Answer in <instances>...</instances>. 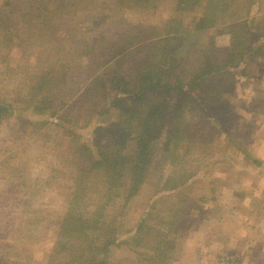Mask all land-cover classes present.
I'll return each mask as SVG.
<instances>
[{
    "label": "rangeland",
    "instance_id": "rangeland-1",
    "mask_svg": "<svg viewBox=\"0 0 264 264\" xmlns=\"http://www.w3.org/2000/svg\"><path fill=\"white\" fill-rule=\"evenodd\" d=\"M226 1L231 0H201L199 9L208 6L206 14L213 16ZM251 1V14L262 22L264 0ZM2 3L0 0V16L6 13L8 19L0 27V264H47L66 213L83 210L89 202L80 192L82 197L75 206L69 205L73 179L78 177L76 163L83 155L77 138L82 136L79 138L91 144L96 141L91 127L85 125V113L92 102L89 96L93 97L91 80L101 74L108 77L107 55L122 44H127L124 54L130 62L124 61L126 71L134 70L137 59L158 58L165 43L157 37L175 33L167 27L176 23L187 28L198 12L183 9L182 0H78L75 9L42 23L28 14L27 9H37L27 0H21L20 8L2 7ZM215 21V28L191 31L184 40L180 38L184 43L180 52L189 55L191 65L197 63L191 56L195 42L201 48L213 37L218 51L229 45L230 33L219 24V17ZM47 33L50 37L44 39ZM127 36H131L129 43ZM151 45L158 47L150 50ZM49 71L56 78L52 86L42 83ZM234 71L238 72L236 87L232 84L231 94H224L227 103L234 101L233 110H215L210 116L195 118L197 125L201 123L202 129L209 131L211 123L220 122L213 128L220 135L208 134L202 139L201 130L193 138L194 154L185 166L197 175L187 190L200 208L188 206L181 216L178 260L172 264L191 263L187 253L191 243L204 248L211 240L220 242V248L211 247L213 252L208 255L206 247L202 251L205 256L193 260L197 264H264V57L251 64L249 75L240 73L239 68ZM220 80L228 85L225 77ZM48 94L55 103L43 114L35 103ZM102 103L100 100L99 106ZM53 110L56 113L51 115ZM106 117L92 116L97 123H105ZM227 130L226 135L223 132ZM230 134L238 137L247 157L229 141ZM197 155L199 159L203 155V164ZM173 169L178 171L180 166ZM212 189H218L216 197L204 202L197 199L201 192L213 193ZM153 193L152 187H144L126 205L119 219L124 230L132 228L148 210ZM165 200L167 206L176 208L177 196ZM121 205L118 200L105 208L106 217L121 214ZM162 207L163 202L157 210ZM129 248H114L110 264H119L129 256Z\"/></svg>",
    "mask_w": 264,
    "mask_h": 264
},
{
    "label": "trees",
    "instance_id": "trees-1",
    "mask_svg": "<svg viewBox=\"0 0 264 264\" xmlns=\"http://www.w3.org/2000/svg\"><path fill=\"white\" fill-rule=\"evenodd\" d=\"M27 1L37 9H27L28 14L42 23L62 17L64 10L75 9L78 3V0ZM234 1H226L217 8L218 14L210 16L209 12L206 14L208 6L199 9L201 0H182L183 9L200 14H196L187 28L177 23L175 27L168 26V31L174 30L175 33L157 37L165 43L162 55L149 60L137 59L134 70L123 69L124 61L130 63L125 57L127 44L107 55L105 61L109 75H97L91 80L89 86L93 97L89 96L92 102L85 113V125L91 127L96 141L91 144L79 138L82 136L77 138L78 150L84 156L81 155L76 163L78 177L73 179V196L69 205L75 206L76 200L82 197L80 192L88 196L89 202L83 210L70 212L69 209L66 213L47 264H110L111 252L121 245L130 246V251L119 264H172L178 260V223L188 206L200 208L196 198L187 190L197 173L187 169L185 164L194 154L195 133L202 130V139H205L206 135L214 134L212 129L217 126L211 123L210 131L202 129L203 125H197L195 118L210 116L214 110L222 111L225 105L229 106L231 102L227 103L225 95L231 94L232 83L236 81L238 72L234 69L239 68L240 73L249 75L251 64H257L264 57V19L257 22L251 14V0L249 4L239 5ZM20 3L21 0H3L2 7L20 8ZM41 8L48 11L49 16L43 15ZM53 12L55 15L51 16ZM218 17L219 24L230 33L229 45L218 51L213 37L201 44V48L195 42L191 56L197 63L191 65L189 55L185 57L180 52L184 35L191 31H205L206 27L215 28ZM7 19L8 15L2 13L0 27ZM49 35L47 33L43 38L49 39ZM172 35H175L174 46L170 47ZM257 37L258 43L255 42ZM125 39L129 43L131 36ZM157 47L151 45L149 48L155 50ZM50 73L43 76L42 83L52 86L56 84V78ZM221 76L228 80V85L222 83ZM50 95L43 96L41 103H35L43 114L55 103ZM100 100L103 102L101 106ZM67 106L64 103L63 110ZM116 109L118 111L113 113L112 110ZM55 113L53 110L51 115ZM104 114L107 116L105 123L94 122L92 116ZM66 120L70 118L66 117ZM228 138L248 155L236 140L238 137L230 134ZM203 159L197 157L198 162ZM177 166H180L178 171L173 169ZM147 186L154 189L148 210L132 228L124 230L123 221L119 220L124 208ZM216 192L217 189L211 194L201 192L197 199L207 201L216 197ZM171 196H177L176 208L165 203V199ZM118 200L122 201L121 214L106 217L104 209ZM162 202L163 207L157 210Z\"/></svg>",
    "mask_w": 264,
    "mask_h": 264
},
{
    "label": "crops",
    "instance_id": "crops-1",
    "mask_svg": "<svg viewBox=\"0 0 264 264\" xmlns=\"http://www.w3.org/2000/svg\"><path fill=\"white\" fill-rule=\"evenodd\" d=\"M238 80L236 79V81H233V85L236 87V82H237ZM233 104H234V101H231V103H229V106H226L225 105V107H224V109L222 110V111H231V110H233ZM215 111V110H214ZM217 112H220L219 110H216ZM215 124H217V126H215L214 128L215 129H217L218 128V126H220V122H218V121H216V122H214ZM206 129V128H205ZM211 130V129H210ZM213 131H214V129H212ZM224 134H226V132L224 131L223 132ZM214 134L217 136H219L220 135V132L219 131H216V133L214 132ZM222 135V134H221ZM227 135V134H226ZM244 153V152H243ZM245 154V153H244ZM245 156L247 157L248 155H246L245 154ZM197 157H198V155H197ZM200 159H203V155H200ZM203 162H204V159L203 160H201V164H203ZM258 163H260V162H258ZM143 190V189H142ZM218 190V189H217ZM158 197V196H157ZM160 197V196H159ZM218 201V200H217ZM203 202V201H202ZM167 205V204H166ZM169 207H173V205H169ZM187 210V209H186ZM164 216H167L166 214H164ZM168 217V216H167ZM170 218L171 217H169V220H170ZM179 242H180V239H179ZM208 245V246H207ZM207 245H205L204 246V248H200V247H197L196 245H195V243H191V247L189 248V250H188V252L187 253H189V258H190V260H191V263H187V264H197L195 261H193V260H195V259H197V258H199V256L200 257H204L205 256V254H203L202 255V251L206 248V247H208V248H206V253H208V255H209V253H212L213 252V249H211V247L213 248L214 246L217 248V249H219L220 248V246H221V244H220V242H217V240H211V241H209V242H207ZM186 253V254H187ZM177 254H178V252H177ZM145 263V262H144ZM143 263V264H144ZM185 264V263H184Z\"/></svg>",
    "mask_w": 264,
    "mask_h": 264
}]
</instances>
